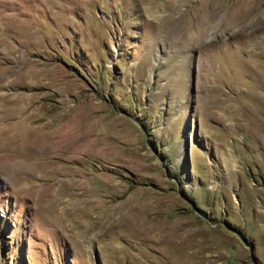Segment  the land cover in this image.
Listing matches in <instances>:
<instances>
[{
  "label": "rangeland",
  "instance_id": "rangeland-1",
  "mask_svg": "<svg viewBox=\"0 0 264 264\" xmlns=\"http://www.w3.org/2000/svg\"><path fill=\"white\" fill-rule=\"evenodd\" d=\"M0 264H264V0H0Z\"/></svg>",
  "mask_w": 264,
  "mask_h": 264
},
{
  "label": "bare ground",
  "instance_id": "bare-ground-1",
  "mask_svg": "<svg viewBox=\"0 0 264 264\" xmlns=\"http://www.w3.org/2000/svg\"><path fill=\"white\" fill-rule=\"evenodd\" d=\"M7 123L10 124L8 126L9 127L8 130L14 132V134L12 135V138L14 140L16 138L14 136L16 134V131H21L20 132L21 135L18 137V141H24L25 142L29 137L31 138V136L33 135V132H30L28 129L25 130V128H26L25 123L23 121H21V120L18 121V122H12L11 120H8ZM43 154L41 156H43ZM19 157H20V159L24 158V156H22V155H19ZM38 161H40V159ZM43 163H46V162H43ZM42 165H44V164H42ZM83 190H84L85 193H87V191H88L87 189H83ZM105 192H107V191H105ZM103 203H105V201L104 202H102V201H95L93 203L92 207H90V215H89L90 219H88V220L91 221V219H93L95 222L92 221L91 223H93L94 225H98V223L101 224L103 222L104 223L107 222L111 218V216L113 214V211H111L110 207H108L107 205H103ZM124 207H125V205L121 203V204L117 205L115 209L118 211V210L124 209ZM85 217H86V212H85V214L83 215L82 218H85ZM85 227H88V225H86Z\"/></svg>",
  "mask_w": 264,
  "mask_h": 264
}]
</instances>
